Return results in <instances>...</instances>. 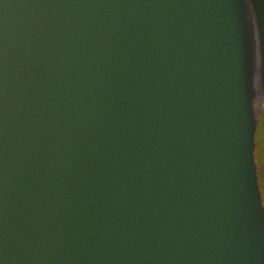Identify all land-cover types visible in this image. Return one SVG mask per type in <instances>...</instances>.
Instances as JSON below:
<instances>
[{
	"label": "water",
	"instance_id": "obj_1",
	"mask_svg": "<svg viewBox=\"0 0 264 264\" xmlns=\"http://www.w3.org/2000/svg\"><path fill=\"white\" fill-rule=\"evenodd\" d=\"M261 114L264 0H0V264H264Z\"/></svg>",
	"mask_w": 264,
	"mask_h": 264
},
{
	"label": "flooded vegetation",
	"instance_id": "obj_2",
	"mask_svg": "<svg viewBox=\"0 0 264 264\" xmlns=\"http://www.w3.org/2000/svg\"><path fill=\"white\" fill-rule=\"evenodd\" d=\"M262 141H264V114L260 115V122L257 128L256 132V149H255V156H256V162H257V170H258V179L264 199V172L260 174L261 168L259 164H263L264 159V149L262 147ZM264 169V164L262 166V170ZM264 171V170H263Z\"/></svg>",
	"mask_w": 264,
	"mask_h": 264
},
{
	"label": "snow or ice",
	"instance_id": "obj_3",
	"mask_svg": "<svg viewBox=\"0 0 264 264\" xmlns=\"http://www.w3.org/2000/svg\"><path fill=\"white\" fill-rule=\"evenodd\" d=\"M257 59H258V63H259V61H260L259 37H258Z\"/></svg>",
	"mask_w": 264,
	"mask_h": 264
},
{
	"label": "rangeland",
	"instance_id": "obj_4",
	"mask_svg": "<svg viewBox=\"0 0 264 264\" xmlns=\"http://www.w3.org/2000/svg\"><path fill=\"white\" fill-rule=\"evenodd\" d=\"M263 149H264V147H263ZM262 160H263V162H264V159L262 158ZM264 164V163H263ZM263 164L261 165V164H259L260 165V168H261V171H260V174H262V172H264L263 170H262V166H263Z\"/></svg>",
	"mask_w": 264,
	"mask_h": 264
},
{
	"label": "trees",
	"instance_id": "obj_5",
	"mask_svg": "<svg viewBox=\"0 0 264 264\" xmlns=\"http://www.w3.org/2000/svg\"><path fill=\"white\" fill-rule=\"evenodd\" d=\"M261 145H262V147H264V141H262V144Z\"/></svg>",
	"mask_w": 264,
	"mask_h": 264
}]
</instances>
